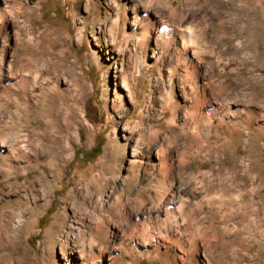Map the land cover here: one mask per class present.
I'll return each mask as SVG.
<instances>
[{
    "label": "rangeland",
    "instance_id": "rangeland-1",
    "mask_svg": "<svg viewBox=\"0 0 264 264\" xmlns=\"http://www.w3.org/2000/svg\"><path fill=\"white\" fill-rule=\"evenodd\" d=\"M217 1L0 0V264H206L227 223L210 264H264L260 219L216 211L253 196L236 161L264 175V101ZM220 1L247 5L264 41V0Z\"/></svg>",
    "mask_w": 264,
    "mask_h": 264
},
{
    "label": "bare ground",
    "instance_id": "bare-ground-1",
    "mask_svg": "<svg viewBox=\"0 0 264 264\" xmlns=\"http://www.w3.org/2000/svg\"><path fill=\"white\" fill-rule=\"evenodd\" d=\"M230 1H231V3L235 2V0H230ZM217 3H219L221 6H226L225 7L226 12H227V10L230 11L231 15L226 14V12H225V16L230 17V19H231V16H232L234 11H236L239 14V21L238 22H231V21L225 19L223 12L219 11V14H218V16H219V25H218L219 31L220 32H226V31L232 30L233 32H237V34L243 39L241 46H238L235 44L236 38L232 39L231 41H228L227 50H232L238 57H240L242 59V61H243V67L242 68H244V72L242 74H245V70L248 68V66H252L251 72L248 73L247 76L241 75L238 77L241 78V81L243 83L249 84V88H251L252 94H254L256 96V98H258L261 101H264V41L262 40L260 33H259L260 27H258L257 22L254 23V13L251 9L249 11L248 6L245 4H243V6H244L246 12L244 11V8L239 9L238 7H234L233 5L227 6V3L225 1L219 2V0H218ZM241 22L244 24V27H242V24L238 25ZM189 32L190 33L186 34V35H188V37L187 36L186 37L188 39V43L191 44V43H193L194 38L192 37L191 29ZM253 34H255V35L253 36ZM222 43H223V41H219L218 42L219 46H222ZM258 71H261V73L258 74L257 73ZM240 74H241V72H240ZM237 75H238V73H237ZM223 87H225V86L219 84L218 90L219 89L221 90ZM250 94H251V92H250ZM234 127H236V126H234ZM231 132H233V130ZM48 135H50V133ZM145 148H147V147H145ZM0 158L7 159V156H0ZM251 165H252V161L250 159H245L244 161H236L234 164V168H231L232 173L235 174L234 175L235 182H236L235 186H238L237 188H239V190L241 192L243 191L244 193H247V195H248V193H249V195L252 194L253 196H252L251 200L242 206H240V204H239L241 202L234 203L235 202L234 199H233L234 201L231 199L232 201H228V202H226L224 200L219 201V203L216 204L217 205L216 206L217 212L229 211V213L227 212V215L226 214H224V216L222 215V218L224 219V221H229L232 218H236V219L238 218L237 222L241 223L242 221H244L245 222L244 226L246 228L249 226L251 227V226L255 225L254 223H255L256 219L254 221H252V220L249 221L250 215L256 216V218L260 219V221H259L260 226L264 225V175L262 174V171H261L257 174V176H254V177L251 176V171L253 170ZM253 178H255L257 180L258 184H257V186L254 187L253 190H248L246 188L247 185L249 184L248 182H251ZM161 181H162V179H161ZM253 183L255 184L254 180H253ZM225 189H224V191H225ZM156 191H157V195H158L157 200L161 203V202H163V200L165 201V199H167V195L170 194V186H165V184L160 183L156 187ZM243 192L241 193L240 196H242V198H245L247 195L245 194L246 196H244ZM169 201L172 202L174 200L170 199ZM184 202L186 203V200H185V198H182L178 201V203L176 205L177 207L175 206L176 210L179 212L178 218L180 219V217L182 215L184 216V218L191 217V224L196 227L197 222L199 221V218L197 217L198 212L194 210L193 216L189 213H186L185 212L186 207H185ZM210 203H211V201H210ZM234 204H236V205H234ZM241 204H243V203H241ZM246 206L248 208V211H246V209L243 208ZM166 209L169 212L168 214H171L170 215L171 222H173V223L176 222L177 221L176 219H178V218H175L174 215L178 216V214H174L175 211H170V210H168L167 207H166ZM238 209H241V210L245 209L246 212H244V211L240 212L241 210L237 211ZM249 213H250V215H249ZM209 229H211V231L213 233H215V235H214L215 240L206 242V248L207 249L204 252L206 264H210L211 259L213 258L214 254L216 253V251H218L217 250V248H218L217 247V243H218L217 238H219L218 236H220V235L222 236V234L227 233L228 231L230 232L228 223L225 224V226L222 228L221 227L216 228V226L214 227L212 225V226H210ZM234 232L237 233L238 231L234 230ZM101 233H102V230H99V228H98L94 234V237H95V235L98 236ZM261 238H264V237L262 236ZM192 242H193V245L196 246L197 242H196L194 235L192 237ZM83 248H84V246H83ZM100 256L102 257V254H100Z\"/></svg>",
    "mask_w": 264,
    "mask_h": 264
},
{
    "label": "trees",
    "instance_id": "trees-1",
    "mask_svg": "<svg viewBox=\"0 0 264 264\" xmlns=\"http://www.w3.org/2000/svg\"><path fill=\"white\" fill-rule=\"evenodd\" d=\"M91 152H96V153H98L99 152V146L97 145V146H95L92 150H90V153Z\"/></svg>",
    "mask_w": 264,
    "mask_h": 264
}]
</instances>
